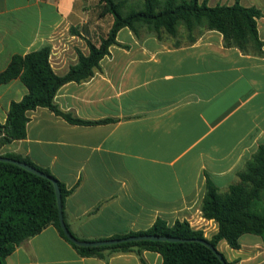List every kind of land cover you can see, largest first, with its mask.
I'll return each instance as SVG.
<instances>
[{
  "label": "crops",
  "instance_id": "0c3cea01",
  "mask_svg": "<svg viewBox=\"0 0 264 264\" xmlns=\"http://www.w3.org/2000/svg\"><path fill=\"white\" fill-rule=\"evenodd\" d=\"M123 14L145 10L146 0H119ZM165 1V0H164ZM204 0H200L202 3ZM238 0H207L211 8ZM261 12V54L227 48L217 31L196 30L174 38L166 31L123 28L119 45L94 76L57 92L64 113L95 126L68 123L47 108L29 112L27 137L0 148V155L29 159L47 169L70 195L65 222L86 241L150 230L158 219L169 226L188 221L210 239L214 221L202 217L207 179L225 191L260 146H264V0H239ZM99 0H0V74L14 56L51 47L54 71L66 75L88 43L99 45L114 25ZM28 93L19 80L0 86V123L12 102ZM240 249L221 241L228 263L264 264V241L251 234ZM146 264H163L143 253ZM7 264H142L135 253L108 261L83 257L50 225L25 241Z\"/></svg>",
  "mask_w": 264,
  "mask_h": 264
},
{
  "label": "trees",
  "instance_id": "16d2710c",
  "mask_svg": "<svg viewBox=\"0 0 264 264\" xmlns=\"http://www.w3.org/2000/svg\"><path fill=\"white\" fill-rule=\"evenodd\" d=\"M99 1L103 4V14L114 17V25L99 45L88 43L89 54L79 53L77 65L71 67L66 75L60 76L52 68L50 46L25 56H14L8 68L0 74V86L19 79L28 90L21 101L11 103L5 124L0 123V148L27 137L28 114L38 108H47L72 125L95 126L107 122L85 121L64 113L56 105L55 97L64 85L85 82L94 76L102 59L110 54V48L119 45L117 35L123 28L135 32L138 27H147L156 32L163 30L174 38L183 28L189 44L196 42V30L217 31L223 35L227 48H237L245 54L262 52L263 42L257 29L261 12L242 6L239 0L232 6L214 8L207 5V0L202 3L200 0H146L145 10L129 14L122 13L119 0ZM0 156L26 163L49 177L43 178L18 165L0 161V264H7L8 257L17 247L50 225L83 257H98L108 261L113 255L135 253L142 264H146L143 258L146 251L159 253L163 264H232L227 262L222 253L218 251L224 261L199 241H207L216 249L221 241H226L233 249H240V239L246 234L259 236L264 241V146L258 148L245 168L238 173L236 183L225 191L207 179L202 217L218 225V232L210 239L205 237L203 230L193 228L186 220L169 226L158 219L146 232H132L99 241L141 235L186 241H131L100 247H80L65 236L51 179L56 180L60 187L62 204L71 191L47 169L18 155Z\"/></svg>",
  "mask_w": 264,
  "mask_h": 264
},
{
  "label": "water",
  "instance_id": "95a60500",
  "mask_svg": "<svg viewBox=\"0 0 264 264\" xmlns=\"http://www.w3.org/2000/svg\"><path fill=\"white\" fill-rule=\"evenodd\" d=\"M0 161L12 163L15 165H18L40 177L43 178H49L46 174L43 172L29 166L26 163L20 162L18 160L10 159V158H5L0 156ZM56 190V195H57V201H58V208H59V213H60V225L62 230L64 231L65 236L74 244L80 246V247H100V246H107V245H115V244H120L122 242H131V241H161V242H185L186 240L183 239H178V238H172V237H164V236H156V235H141V236H132L127 239H115V240H105V241H81L77 239L69 230L65 219H64V214H63V204H62V195H61V190L60 187L57 183L56 180L51 179ZM202 244H205L208 246L210 249H212L217 255L224 261L223 257L220 255L218 250L214 248L209 242L207 241H199ZM226 264V262H224Z\"/></svg>",
  "mask_w": 264,
  "mask_h": 264
},
{
  "label": "rangeland",
  "instance_id": "374dc122",
  "mask_svg": "<svg viewBox=\"0 0 264 264\" xmlns=\"http://www.w3.org/2000/svg\"><path fill=\"white\" fill-rule=\"evenodd\" d=\"M161 1L163 2L164 0H161ZM180 33H181V34H185V31H184L183 28L180 29Z\"/></svg>",
  "mask_w": 264,
  "mask_h": 264
}]
</instances>
